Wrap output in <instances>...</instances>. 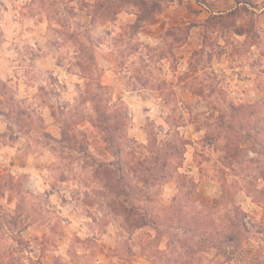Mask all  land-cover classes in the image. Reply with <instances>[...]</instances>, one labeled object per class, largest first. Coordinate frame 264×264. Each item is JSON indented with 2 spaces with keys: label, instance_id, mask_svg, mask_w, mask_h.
I'll return each mask as SVG.
<instances>
[{
  "label": "clouds",
  "instance_id": "obj_1",
  "mask_svg": "<svg viewBox=\"0 0 264 264\" xmlns=\"http://www.w3.org/2000/svg\"><path fill=\"white\" fill-rule=\"evenodd\" d=\"M0 264H264V0H0Z\"/></svg>",
  "mask_w": 264,
  "mask_h": 264
}]
</instances>
